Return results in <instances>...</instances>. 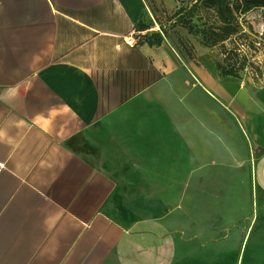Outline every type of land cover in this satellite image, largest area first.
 <instances>
[{"label":"crops","instance_id":"1","mask_svg":"<svg viewBox=\"0 0 264 264\" xmlns=\"http://www.w3.org/2000/svg\"><path fill=\"white\" fill-rule=\"evenodd\" d=\"M146 8L0 0V264H177L180 237L197 247L195 264L236 262L231 244L204 239L205 231L220 239L223 220L236 227L233 204L202 217L197 175L227 174L228 190L244 175L264 192V87L183 69ZM173 98L185 117H170ZM175 172L186 175L179 230L170 198L126 194L157 189L139 175Z\"/></svg>","mask_w":264,"mask_h":264},{"label":"rangeland","instance_id":"2","mask_svg":"<svg viewBox=\"0 0 264 264\" xmlns=\"http://www.w3.org/2000/svg\"><path fill=\"white\" fill-rule=\"evenodd\" d=\"M146 3L150 9L146 8L149 17H151L149 12L151 11L157 24L160 26L166 37L174 43V49L176 48L173 51L174 55L179 57L178 61L182 64L183 69L204 70L205 72L211 73L216 81L221 80L223 82L224 77L220 76L216 70V61L219 58V52L216 49L204 46L200 35L195 32H190V30L184 25L177 24V26H173L175 12L182 6L181 1L146 0ZM209 15L210 14L205 10L196 12L193 18L195 27L201 29L203 23L211 21L212 18ZM244 18L248 24L253 26L256 33L264 35V8H253L244 14ZM154 26L156 27L155 23ZM161 26H163V28ZM244 28L248 31L247 25H244ZM182 32L185 34L182 35ZM157 33L160 34L162 38L163 35L159 30H157ZM162 39L164 40V37ZM257 45L258 50L252 57L255 66H249V68L242 73L241 78H236V81L241 86L252 88L264 87V40L263 42L261 40ZM258 66L259 71L256 70V67ZM262 96L264 98V94H262ZM172 101L173 108L170 110V117L173 119L185 117L181 113V109L176 107L175 98H173ZM240 123L241 126H245L241 121ZM241 147L243 146L241 145ZM176 169L180 170L179 167ZM185 176L186 175L179 172L172 174H158L155 175V177L154 175H151V177L149 175H139L142 183L147 182L150 185H154L156 182L157 189L149 191L144 189L129 190L126 194L128 193L132 195V197L139 198L141 201L147 199L148 193L156 195L159 200L162 197L163 199L167 197L170 198L168 200L170 205L168 211L172 214V217H174V219H172L174 227L179 230L181 223L182 196L184 194L181 186L183 181L182 178ZM191 176L192 175H190V177ZM197 176L204 184V189L200 192V207L202 208L201 216H205L207 207L212 208L218 203L224 205L230 201L233 204L234 212L232 211V214L229 215V219L233 222L236 221V227L231 229L230 232L228 231V228H226V230L223 229L224 224L228 222L227 220L226 222L223 220L220 224L217 223L221 226H218L219 231H221L220 239L216 236V238H213L214 236L211 232L205 231V244L210 245L214 241H219L226 247V249H228V245L231 244L233 249L234 247L236 248V262L234 261V264H264V235L260 233L261 216L264 215V197H262L264 192L259 191L257 193L256 190L249 189L251 187H246L243 184L244 182H242L244 175H237L238 179L236 180L235 189L232 190H228V181L224 179L229 176L227 174L205 173ZM258 178H260V174L258 175ZM224 192H228L229 194L225 195ZM129 203L132 204L131 201ZM139 207L141 208L142 213L147 212L144 210L148 207L145 206V203ZM157 214L159 215V213ZM209 218H211V215ZM203 224L212 225V222L206 220L205 222L203 221ZM183 239L181 237L179 238L180 248L177 264H187L190 262L191 264H195L197 258L194 252H196L197 247L186 249L185 240ZM253 256L256 258H253ZM202 257L207 262V257H213V255L203 254ZM221 257L225 258L226 261L228 260V254H221Z\"/></svg>","mask_w":264,"mask_h":264},{"label":"trees","instance_id":"3","mask_svg":"<svg viewBox=\"0 0 264 264\" xmlns=\"http://www.w3.org/2000/svg\"><path fill=\"white\" fill-rule=\"evenodd\" d=\"M182 6L174 15V24H182L200 35L204 46L216 49L219 58L216 69L220 76L241 78L247 68L255 66L253 54L258 50L264 35L254 31L244 14L253 8H264V0H179ZM207 11L211 21L203 23L201 29L194 25L195 13ZM247 25L248 31L244 28ZM163 28V26H161ZM149 28L147 26H141ZM160 35V34H159ZM162 40L161 35L158 42ZM260 40V41H259ZM259 71V66L256 67Z\"/></svg>","mask_w":264,"mask_h":264},{"label":"bare ground","instance_id":"4","mask_svg":"<svg viewBox=\"0 0 264 264\" xmlns=\"http://www.w3.org/2000/svg\"><path fill=\"white\" fill-rule=\"evenodd\" d=\"M196 81H197V78H196ZM200 83V82H199ZM200 85L203 87V89L206 91V93L208 95H210V97L216 99L217 101H219V99L214 95V93L212 92V90H210V88L207 86V85H204L202 84V82L200 83ZM220 90V97H221V100L223 101V99H227L226 101H228L229 98H226L224 95L226 94L225 90H223L222 88L219 89ZM231 101V100H230Z\"/></svg>","mask_w":264,"mask_h":264},{"label":"built area","instance_id":"5","mask_svg":"<svg viewBox=\"0 0 264 264\" xmlns=\"http://www.w3.org/2000/svg\"><path fill=\"white\" fill-rule=\"evenodd\" d=\"M139 38L136 37L135 34H132L130 35L129 37L125 38V43L128 45V46H135L138 42Z\"/></svg>","mask_w":264,"mask_h":264},{"label":"clouds","instance_id":"6","mask_svg":"<svg viewBox=\"0 0 264 264\" xmlns=\"http://www.w3.org/2000/svg\"><path fill=\"white\" fill-rule=\"evenodd\" d=\"M4 133L3 132H0V137H3Z\"/></svg>","mask_w":264,"mask_h":264},{"label":"snow or ice","instance_id":"7","mask_svg":"<svg viewBox=\"0 0 264 264\" xmlns=\"http://www.w3.org/2000/svg\"><path fill=\"white\" fill-rule=\"evenodd\" d=\"M0 167H3V165H2V164H0Z\"/></svg>","mask_w":264,"mask_h":264}]
</instances>
